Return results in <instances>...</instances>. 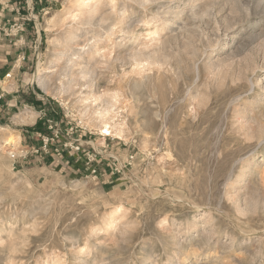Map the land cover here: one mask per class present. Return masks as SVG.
Returning a JSON list of instances; mask_svg holds the SVG:
<instances>
[{
	"label": "rangeland",
	"instance_id": "374dc122",
	"mask_svg": "<svg viewBox=\"0 0 264 264\" xmlns=\"http://www.w3.org/2000/svg\"><path fill=\"white\" fill-rule=\"evenodd\" d=\"M84 3L46 0L28 67L0 83L17 95L0 119V264H264V0ZM87 5L119 26L78 58L101 33L83 37ZM72 48L121 137L84 118L83 81L61 90ZM131 49L155 63L104 60Z\"/></svg>",
	"mask_w": 264,
	"mask_h": 264
},
{
	"label": "bare ground",
	"instance_id": "6f19581e",
	"mask_svg": "<svg viewBox=\"0 0 264 264\" xmlns=\"http://www.w3.org/2000/svg\"><path fill=\"white\" fill-rule=\"evenodd\" d=\"M85 1L86 0H78L79 7L86 6L84 3ZM87 7H88V10L84 11L82 16L80 15L81 18L78 17L79 14L73 15L72 18L73 19H75V18L77 19V17L79 18V21H80L79 23L84 27V31H85V33L83 34V37L86 36L87 34L92 33V31H93L92 28H94L95 25L99 27V30L101 33L100 34L99 33L93 34V37H92L93 41L90 43L91 47H88V49H84V47L87 45L89 46V44H87V42H89L90 39H88L86 43L83 42V43H85V45H83L81 47V51H80L81 53H79V56H77L78 58H82L85 54H88V55L89 54L90 55L98 54V50L96 48V44L99 41L98 38L104 34L106 35L107 32L113 31L114 29H112V28L119 26V23L111 21L109 16L107 17L106 15H103L97 8H93V6H91V5H87ZM120 26H121V24H120ZM123 27H121V28L118 27V28L120 29L119 30L120 32L125 33V29ZM70 31L67 33L68 38L66 37L64 40V42H66V43L69 41H73L76 38L78 39V37L80 36V35L77 36L75 33H73L72 31L70 32ZM129 34H130V32H129ZM108 36H109V34H108ZM130 43H132V42L130 41ZM77 53L78 52L75 51V49H73V48L68 50V51L67 50H61L57 53V55L59 56V60L65 61V66L63 68L58 69V71L56 72V74L58 73L57 76L62 78V80H64V82L61 83V90L63 92L64 91L67 92V90L70 91L73 89L74 86L78 85L81 81H83V83L81 84L82 86L79 88L80 91L78 94L80 96H82L79 101L83 105H85V108H84L85 111L83 114L84 118H85V116H87V117H93L95 120H97V122L99 123V133L103 137H106V136L108 137L110 135L121 137L123 134V130L121 128L122 127L121 123L113 122V120H112L113 116H110L111 110H113V107H114L113 102H115V98L113 97L112 99H114V101L110 102V100H112L110 97V100L108 102L106 101L107 103L103 104L101 107L99 106L98 108L95 107L94 105H92V106L89 105V103H91L92 100L97 101V99H96L97 97L93 93H90L89 91L85 92V90L87 88V86H85V85H87L88 82L92 80L91 78H93V76H94V70L90 65L83 64L81 61H79V64H78L79 66L76 70L77 72L76 73L72 72V67H74L77 64L74 61V59H75L74 56H76ZM107 57H108V55H107ZM104 60L107 63L110 61L116 63L117 61H123L124 60L126 63H128L129 65H131L132 67H135V68L138 66L147 67V66L153 65L155 63L153 57L151 55H149L148 53H144L143 50H141V51L135 50V52H134V51H132V49L130 51V54L125 56V57H122V56L120 57V55L117 54L112 59H110L108 57V58H104ZM42 86L46 87V83H44ZM83 87L85 88L84 90L81 89ZM28 114H30V116L33 115V113H28ZM258 175H259V173H258ZM259 177H261V176H259ZM260 181H262V180H260ZM203 238H202V241L198 242V246L202 251H207L208 250L207 244L209 242L207 239L204 240Z\"/></svg>",
	"mask_w": 264,
	"mask_h": 264
},
{
	"label": "crops",
	"instance_id": "0c3cea01",
	"mask_svg": "<svg viewBox=\"0 0 264 264\" xmlns=\"http://www.w3.org/2000/svg\"><path fill=\"white\" fill-rule=\"evenodd\" d=\"M39 6L36 5V10H39ZM15 18L13 13H10L7 10H3L0 8V24L5 25L12 21ZM28 30V32L24 35L25 44L23 46H15L14 38H5L3 37L2 32H0V83L1 80L6 81L5 75L11 74L14 82L15 79L19 75H21V70L28 67V62L32 57L31 48H29V41L34 40L36 38V32ZM35 35V36H34ZM18 54H23L24 61L15 62ZM25 72V71H24ZM23 72V73H24ZM19 79H17L18 81ZM18 86H16V89ZM16 90L4 92L0 90V119H2L5 115H9L10 111L17 106V95H12ZM23 94L24 91H21ZM19 97V95H18ZM40 98L37 97V100ZM43 105L42 102L37 103V108H41Z\"/></svg>",
	"mask_w": 264,
	"mask_h": 264
},
{
	"label": "built area",
	"instance_id": "2783aa9c",
	"mask_svg": "<svg viewBox=\"0 0 264 264\" xmlns=\"http://www.w3.org/2000/svg\"><path fill=\"white\" fill-rule=\"evenodd\" d=\"M46 0H0V8L7 10L15 15V18L5 25L0 24V32L5 38H14L15 46H23L25 44L24 35L29 29L36 32V38L29 41V48H36L40 44V31L38 30V16L44 11L43 4ZM36 5L40 8L37 12ZM23 54H18L15 62L24 61ZM10 74L6 75V79ZM48 138L43 139V148H45ZM78 150V148H77ZM90 162V161H89ZM95 173V170H92Z\"/></svg>",
	"mask_w": 264,
	"mask_h": 264
},
{
	"label": "trees",
	"instance_id": "16d2710c",
	"mask_svg": "<svg viewBox=\"0 0 264 264\" xmlns=\"http://www.w3.org/2000/svg\"><path fill=\"white\" fill-rule=\"evenodd\" d=\"M36 125H38V123H37ZM36 125H35V126H36ZM34 129H36V128H34ZM35 131H36V130H35Z\"/></svg>",
	"mask_w": 264,
	"mask_h": 264
}]
</instances>
